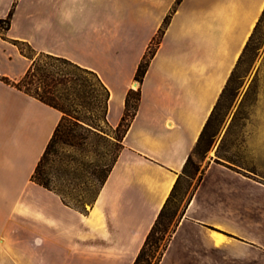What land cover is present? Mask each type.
Segmentation results:
<instances>
[{"label":"crops","instance_id":"1","mask_svg":"<svg viewBox=\"0 0 264 264\" xmlns=\"http://www.w3.org/2000/svg\"><path fill=\"white\" fill-rule=\"evenodd\" d=\"M0 75L37 53L94 71L116 128L144 55L136 114L92 205H67L32 175L62 112L0 80V264H133L217 105L264 0H0ZM159 264H264V181L209 157Z\"/></svg>","mask_w":264,"mask_h":264},{"label":"rangeland","instance_id":"2","mask_svg":"<svg viewBox=\"0 0 264 264\" xmlns=\"http://www.w3.org/2000/svg\"><path fill=\"white\" fill-rule=\"evenodd\" d=\"M24 48L39 59V68L48 67L45 64L48 59L42 53L32 52L27 46ZM88 77L90 80L83 83L82 89L93 97H105L96 81ZM136 82L137 87L132 86L135 91L140 81ZM62 97H69L60 100L65 109L69 112L77 109L72 101L75 97L72 91ZM88 115L105 133L98 135L84 128H75L73 136L59 134L49 148L40 176L51 187L62 191L67 201L78 206L96 197L101 177L120 151L115 134L103 120L104 109ZM192 157L200 170L209 157L219 158L264 181V11ZM198 174L192 181L184 178L175 193L168 207L172 225L192 192Z\"/></svg>","mask_w":264,"mask_h":264},{"label":"trees","instance_id":"3","mask_svg":"<svg viewBox=\"0 0 264 264\" xmlns=\"http://www.w3.org/2000/svg\"><path fill=\"white\" fill-rule=\"evenodd\" d=\"M12 13H13V8L9 11L6 18L0 19V28L2 30H7L9 28ZM169 19H170L169 16L165 18L163 26L160 29L157 37L154 39L152 46H150V48L144 55L141 63L139 64L138 69L136 71V75H135L136 80H139L140 82L143 80V77L148 69L150 60L155 53L156 46H158L160 42V39L164 33L165 27L167 26L169 22ZM3 24H5V26H3ZM12 42L18 46L20 52L23 55L29 57L32 61L28 69L24 73V75L19 80L15 81V80L10 79L8 76H3V75H0V80L4 81L7 84L15 86L16 88L24 91L25 93L31 96H34L40 101L62 112V118L59 121L54 131V134L50 142L48 143V146L44 154L42 155L40 161L38 162V165L32 175V180L44 186L45 188H48L50 190H54L55 192H57L62 198V200L67 205L74 207L82 212H85L87 209L86 204L92 205V203L95 201L119 153L117 154L116 158L113 160L111 165L109 166L108 170L101 177L100 179L101 187L96 197L92 201L86 204L84 203L83 206H78V205L70 203L69 201L66 200V197L62 191H59L51 187L45 180L40 178L42 174L41 170H42L43 162L49 152V148L52 142L57 138L59 134H65L66 137L73 136L72 133L75 130V128H84L98 135H103V133H105V131L102 130V127L99 124H97L91 118V116L88 115V113L94 114V112H97L101 108H103L104 109L103 120L108 126V123L106 120V112H107V104H108V99H109V90L107 89V87L104 85V83L101 81L99 76L94 71L83 68L64 57L55 56L49 53L41 52L42 55H44L48 59V61H45V64L48 67L41 69L39 68V59H36L30 53L26 52L24 46L29 47L32 52H35L34 49L26 41L13 40ZM248 42L246 43V46ZM246 46L244 50L246 49ZM88 76H91L96 81V83L104 91L105 97H93L91 96V94L86 93L85 90L82 89V87L84 86L83 83L88 82L90 80ZM70 91H72V93L75 96V97H72V101L75 103L76 108H77V109H74L73 112H69L67 109H65L64 105L60 103L61 99L69 98V97H62V96H64V94ZM139 100H140V92L138 90L136 91L133 89L130 90L126 96L125 112H124V115L120 123L118 124L116 128H112L108 126L110 129V132L115 134L114 138L116 142L118 143L120 150L123 146L122 145L123 137L126 134L130 126L131 120L136 114V111L138 109ZM214 110H215V107L203 128V131L198 139V142L195 148L202 141L204 132L209 124V121L211 119V116ZM218 160L220 159L218 158ZM183 174L186 176L185 178L189 179L190 181H192L195 178V176L198 174L197 181H196V184L193 190L202 180L204 169L200 170L199 166L195 165L192 154L189 155L185 163ZM178 188L179 187L177 186L176 188H174V191L172 192L170 198L168 199V202H166V204L164 205V207L161 209L160 213L158 214L133 264H159L160 263L162 256L168 246L169 240L171 239V236L176 228L178 217L182 212L181 210V212L178 214L175 222L172 225L171 214L168 213V207L170 203L172 202V200L174 199L175 193L177 192Z\"/></svg>","mask_w":264,"mask_h":264},{"label":"bare ground","instance_id":"4","mask_svg":"<svg viewBox=\"0 0 264 264\" xmlns=\"http://www.w3.org/2000/svg\"><path fill=\"white\" fill-rule=\"evenodd\" d=\"M138 83L136 81H134V83H132L133 87H137Z\"/></svg>","mask_w":264,"mask_h":264}]
</instances>
